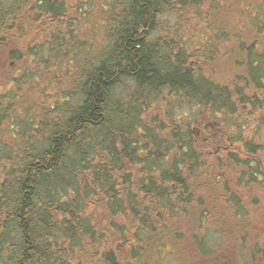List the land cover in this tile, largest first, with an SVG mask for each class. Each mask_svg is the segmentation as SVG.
<instances>
[{
	"label": "trees",
	"instance_id": "trees-1",
	"mask_svg": "<svg viewBox=\"0 0 264 264\" xmlns=\"http://www.w3.org/2000/svg\"><path fill=\"white\" fill-rule=\"evenodd\" d=\"M220 2L0 0V48L19 68L0 88V264H140L175 258L182 234L220 260L213 195L230 228L247 217L242 186L264 190V138L244 135L246 120L264 128L263 4ZM190 17L211 36L187 34Z\"/></svg>",
	"mask_w": 264,
	"mask_h": 264
},
{
	"label": "rangeland",
	"instance_id": "rangeland-1",
	"mask_svg": "<svg viewBox=\"0 0 264 264\" xmlns=\"http://www.w3.org/2000/svg\"><path fill=\"white\" fill-rule=\"evenodd\" d=\"M238 1L239 0H229V1L221 0L220 2V0H218V2L221 3V5L222 2H226L224 6H227L229 12H235L236 10L235 5ZM247 1L250 2L251 0H247ZM259 1L260 4H263V10H264V0H259ZM238 6L239 7L244 6V4L238 2ZM206 8H208V6H206ZM89 27H90L89 24H85L83 25L82 28L84 31H86L85 29H88ZM185 29H187V34H189L190 31H193L194 34L197 36V38L199 37L203 38L204 36H211V32H209L210 30L206 22L202 20L201 21L196 20L194 17H190V20H188ZM199 29L202 30V32L196 33V31H198ZM204 29L206 30V32ZM94 35H95L94 39L91 38V35L87 36V38L91 39V41L96 45V48L94 50L97 51L98 49L101 48L102 46L101 41L103 42V40L99 30H96ZM13 46L14 45L11 44L10 47ZM224 50L225 49H223L222 51ZM223 58L226 62H228L230 56L228 54H225ZM18 69H19L18 65L11 63L5 56L4 49L0 48V88L8 83L10 76L14 72L18 71ZM222 75L225 76L224 73ZM29 88H33V87H29ZM36 91L37 89L34 90V92ZM28 96L31 99L37 100V95H33V92L31 93L29 92ZM246 122L249 123L244 133V135L247 138L250 136L253 137L256 136L258 141L264 138V128L262 129V131H259L257 128H255L256 123L253 124L251 121L248 120H246ZM244 125H246V123ZM200 127L202 129H200ZM200 127L198 128V135H197V138L199 139L202 138L201 136L199 137V132L201 131V134L204 135L208 132V128H210L211 126L209 124H204L201 125ZM237 129L239 130V127H237ZM237 129L235 128L236 132ZM200 142L202 143V140H200ZM261 143L264 144V139L261 141ZM229 150H232L237 154H239L240 156H243L242 155L243 151L240 149V144L231 146ZM262 154H264V151L262 152ZM226 155H227L226 151L220 153V156H222L224 160L226 159L225 157ZM209 158L211 160L212 156H210ZM213 160H215V162L218 161L216 160L215 157H213ZM227 171L228 172H226V177L224 179L229 181L230 186L233 188L236 182V170H233L230 167ZM242 187L243 188L241 189L242 190L241 193L243 194L244 197V205L247 211V217L244 218L242 221L238 220V222L240 221V224H236L230 228H226L222 226L221 223L226 225L225 221H223L224 218H222L223 215L229 213V215L235 217V214L233 213L231 206L227 208L225 202H223L222 199L217 197L219 196L218 194L219 190L216 192L217 194L213 195V199H214L213 201H215L216 203L209 204L211 209H214V211L219 210L218 211L219 215L220 214L222 215L221 217H219V220L217 221L216 219L218 218L215 217H210V219H207L205 221V226L209 230V234H207V238H206L208 245L214 249L217 246L218 248L220 247L219 251L221 252L219 253V256L221 258L220 260L217 261L216 264H244L245 262L246 264H252L253 261H255V264H264V190L256 185L248 186L247 184H245ZM205 195H208L210 197L211 193L206 192ZM213 201H211L210 203H212ZM224 204L226 206L225 209H224ZM227 209H228V213H227ZM97 214H98L97 219H99V222L102 223L100 219L105 218L102 216L104 212L101 211V209H99ZM216 222L218 228L215 225ZM239 231L241 232V234H246L248 236L247 240L249 241L246 246L251 248L250 250L251 252L249 250L243 249L238 242H234V239L236 235L239 234L238 233ZM182 235L183 236L185 235V237L183 236L182 237L186 241L181 243V245L178 244L182 251H180L181 253L177 252L176 255L174 254V256H176L175 257L176 259L172 255H168L166 252L164 254H162L161 252L160 254L153 253L154 255L153 256L147 251L146 253L143 252V254L139 257L138 262L140 264H180L181 262L182 264L184 260L186 264H215L210 257L207 258V261H205L198 259L197 256L194 254L191 255L193 252H195L191 237L190 236L187 237V234H182ZM203 235L204 234H197L198 239H201ZM222 236H225V239H222ZM114 245H115L114 249L117 252L120 251V253H122V251L124 252V247L126 248V246L121 240L116 241ZM139 246H144V245L143 243L140 242H136V243L133 242V248L137 249ZM257 246H258V250H256ZM144 248L146 249L147 247ZM250 260H252L251 261L252 263L250 262Z\"/></svg>",
	"mask_w": 264,
	"mask_h": 264
}]
</instances>
